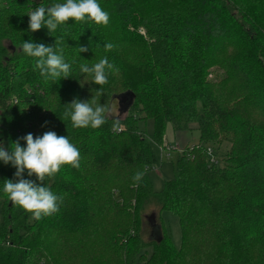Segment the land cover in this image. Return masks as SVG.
Wrapping results in <instances>:
<instances>
[{
  "label": "trees",
  "instance_id": "obj_1",
  "mask_svg": "<svg viewBox=\"0 0 264 264\" xmlns=\"http://www.w3.org/2000/svg\"><path fill=\"white\" fill-rule=\"evenodd\" d=\"M60 2L0 0V143L10 151L17 140L26 147L29 133L54 131L82 157L79 169L64 166L41 185L63 203L39 221L3 194V182L17 178L0 161V264H133L138 254L141 264H264V0H99L110 15L106 27L69 20L51 35L29 30V11ZM235 8L241 31L228 19ZM56 39L72 76L53 82L21 44L55 46ZM247 39V53L221 65L226 49ZM106 43L115 48L106 52ZM104 57L119 72L100 88L80 65ZM219 65L225 75L215 82L209 76ZM125 93L131 101L118 133L114 116L98 129L63 119L74 99L111 108ZM148 119L153 140L140 128ZM168 123L197 128L200 137L183 148L158 192L149 176L152 143H164ZM223 141L230 142L225 163L211 165L207 147ZM23 178L41 183L26 170ZM152 202L178 216L179 247L164 228L142 239L143 209Z\"/></svg>",
  "mask_w": 264,
  "mask_h": 264
},
{
  "label": "clouds",
  "instance_id": "obj_2",
  "mask_svg": "<svg viewBox=\"0 0 264 264\" xmlns=\"http://www.w3.org/2000/svg\"><path fill=\"white\" fill-rule=\"evenodd\" d=\"M26 15L29 17L31 32L46 27L50 35L59 26L68 24L69 20L76 23L93 22L105 27L110 22L109 13L102 8L99 0H63L48 7L40 5ZM58 44L57 39L55 46L30 41H23L21 44L22 52L34 59V67L40 75L53 82L72 76L71 64L65 61L63 48L58 47ZM104 48L106 52L112 51L115 45L106 43ZM87 51L86 47L78 48V53ZM80 72L90 75L92 83L102 88L108 83L109 75L118 74L119 69L104 57L92 66L81 64ZM112 117L113 109L93 98L88 101L74 99L66 104L63 113V119L70 120L74 129H98ZM123 128L120 118L113 119V132L118 133ZM22 139L26 141V147H22L17 140L12 143L10 151L0 143V161L11 163L16 168L17 178L15 182L5 180L2 191L14 206L29 213L33 220L39 221L57 214L63 203V197L54 193L50 186L41 185L46 180L53 179L64 166L79 169L82 157L80 150L68 136L57 135L54 131H46L42 136L36 137L29 133ZM25 170L28 176L35 175L41 183L24 179ZM142 175L143 173L138 172L133 177L134 181L138 182Z\"/></svg>",
  "mask_w": 264,
  "mask_h": 264
},
{
  "label": "rangeland",
  "instance_id": "obj_3",
  "mask_svg": "<svg viewBox=\"0 0 264 264\" xmlns=\"http://www.w3.org/2000/svg\"><path fill=\"white\" fill-rule=\"evenodd\" d=\"M39 1V0H35ZM234 18H228L230 23L233 24V28L236 26L237 21H243L241 19L242 12L241 10L235 8L232 10ZM237 29H240L237 27ZM141 33H144L143 29L139 30ZM241 31V29L239 30ZM242 39V37H241ZM239 40V38H238ZM240 41H237L236 44L228 47L226 51L219 58L221 65L226 63L229 60L235 59L239 54L247 53V45H249L248 39L247 43H244L243 46L239 44ZM264 59V58H263ZM224 69L219 65L212 69L210 73V78L214 79L215 82H219L224 78ZM224 96V93H222ZM111 108L113 109V116L117 118L124 119L127 116V113L121 111L120 100L115 98ZM140 128L145 130L148 137L153 140L154 135V120L148 119L140 123ZM200 133L197 128L192 130H181L177 131L173 128L171 123L167 124L165 130V141L162 145H157L154 142L153 148L156 154V163L151 169L149 176L153 183V187L156 191H162L165 186V181L167 179H172L175 173V167L177 165L180 152L186 146H193L199 142ZM167 145V149L163 152L161 147ZM215 150L218 152L217 156L219 158L220 164L224 165L225 155L230 147L229 141L217 142L212 145ZM171 148V149H170ZM169 154V155H168ZM160 226L170 233L172 241L175 246L179 247L182 240V229L180 221L177 215L169 210L160 211V207L157 203H150L145 206L143 209V219H142V239L148 241L150 238L155 235L152 234L154 226ZM151 252V248L148 249ZM139 254L136 256L133 264H141L139 261Z\"/></svg>",
  "mask_w": 264,
  "mask_h": 264
},
{
  "label": "water",
  "instance_id": "obj_4",
  "mask_svg": "<svg viewBox=\"0 0 264 264\" xmlns=\"http://www.w3.org/2000/svg\"><path fill=\"white\" fill-rule=\"evenodd\" d=\"M115 98L120 100L121 111L122 112H126L128 106L130 104V101H131L130 93L121 94V95H119V96H117ZM152 234L155 235L154 238L156 236H159L161 234L160 226L155 225Z\"/></svg>",
  "mask_w": 264,
  "mask_h": 264
},
{
  "label": "built area",
  "instance_id": "obj_5",
  "mask_svg": "<svg viewBox=\"0 0 264 264\" xmlns=\"http://www.w3.org/2000/svg\"><path fill=\"white\" fill-rule=\"evenodd\" d=\"M167 149V145L165 144V146L161 147V150L164 152ZM171 149V148H170ZM183 150V149H182ZM181 150V151H182ZM207 153L209 156V162L211 165H219L220 161L219 158L217 156V151L215 150L214 147L212 146H208L207 147ZM169 155V154H168Z\"/></svg>",
  "mask_w": 264,
  "mask_h": 264
}]
</instances>
